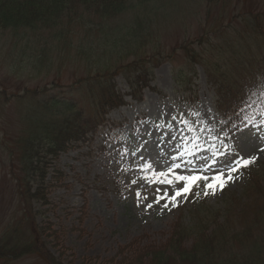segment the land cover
<instances>
[{
  "label": "rangeland",
  "instance_id": "1",
  "mask_svg": "<svg viewBox=\"0 0 264 264\" xmlns=\"http://www.w3.org/2000/svg\"><path fill=\"white\" fill-rule=\"evenodd\" d=\"M134 2L135 8L122 14L123 24L118 18L111 22V27L131 30L126 36L127 43L102 52L106 57L98 58L97 64L92 61V67L71 53L62 55L60 46L13 44L17 36L31 39V32L20 31L17 36L12 32L0 33V236L11 223L15 225L21 221L12 168L21 154L23 142L29 141L26 137L33 136L38 120L49 119L42 114L49 100L65 95L82 100L90 87L85 90L84 83H77L91 77L95 78L89 80L94 89H99L100 84L106 87L114 84L115 93L126 103L107 113L105 124L112 125L113 129L104 127L97 132L89 156L62 155L55 162L56 169L67 174V185H58V176L52 179V186L47 190L48 203L38 206L41 213L33 224L38 230L41 228L47 252L62 264H111L119 260L129 264L139 255L145 260L150 255L133 252L129 249L131 243L138 242L144 250H164L179 228L187 236L185 244L188 246L197 232L226 224L232 232L230 236L241 239L243 246L248 247L250 237L247 238L245 229L249 226L244 224L253 219L250 214H258L254 227L264 223V151H261L264 148V115L252 117V124L247 128L241 123L243 132L218 121L213 91L205 80L203 69L196 62L188 67L185 51L181 48L191 44L201 64L207 60L209 69L215 71L217 53L225 54L227 59L233 56L234 50L231 54L227 46H232L239 38L248 46L246 51L251 55L264 57L263 45L246 31L250 29L244 23L248 13L264 14V0H227L226 4L217 1V6L206 0ZM107 26L110 25H102L103 28ZM91 37L99 42L103 39V35ZM127 46L129 54L124 53ZM44 53L47 63L38 64V56ZM140 59L145 63L154 60V65L145 64L150 82L148 88L141 91V102H135L128 95L146 71L142 68L134 73L129 67L138 68L136 64ZM156 59H160V64ZM236 67L234 63L227 65V68ZM91 68L97 73L92 74ZM114 68L133 73V86L121 76L111 79L110 75L104 82L108 79L104 70L111 69L109 74H112L117 72ZM176 71L184 79L182 88L186 89L177 86V78L173 76ZM255 71L253 66L246 75ZM243 78L240 73L235 80ZM138 87L139 84L135 86L137 95ZM37 91L40 92L38 102L32 94ZM124 94L126 96L122 97ZM190 101L196 102L192 105ZM144 114L146 116L141 119ZM102 142L104 150L99 152ZM31 143H26L22 151L27 158L34 151ZM178 151L184 152V161L192 162L176 170L187 175L192 174L189 169L193 164L201 167L205 159L212 165L204 169L207 177H212L236 154L256 159L249 167L242 166L241 170L233 172V180L227 181L222 189L217 187L214 194L209 191L204 195L201 182L189 194L177 198L178 206L169 204L165 208L164 199L159 203L154 201L165 189L171 196L172 189L167 184H149L140 179L150 173L142 172L139 166L148 162L157 172L165 171L174 163L171 157ZM213 160L217 161L214 165ZM175 162L181 163L180 160ZM50 178L51 173H48L47 179ZM133 180L137 182L133 184ZM115 181L120 189L115 188ZM137 192L141 193L139 198ZM149 204L152 207H147ZM22 230V234L27 235L29 230L26 227ZM122 248L119 259L118 250ZM12 264L46 262L40 256L25 255Z\"/></svg>",
  "mask_w": 264,
  "mask_h": 264
},
{
  "label": "trees",
  "instance_id": "2",
  "mask_svg": "<svg viewBox=\"0 0 264 264\" xmlns=\"http://www.w3.org/2000/svg\"><path fill=\"white\" fill-rule=\"evenodd\" d=\"M134 1L0 0V33L12 32L14 36H17L16 34L20 31L31 32V39L25 38L23 35L17 36L13 44L20 45L22 43L21 46L43 44L51 46L53 44L60 46L62 55L71 53L72 56L92 67V61L97 64L99 59L106 57L102 52L105 53L115 49L117 44L122 43L121 46H124L127 43L126 36L131 30L122 27L120 29L111 27V22L114 21V18L121 21L127 11L135 8ZM208 1L213 4L217 1L220 2V0ZM224 1L226 0H221V2ZM123 21H121L122 24ZM104 23L110 26L103 28ZM248 23L253 25L258 35L264 37V29L257 16H250ZM119 34L121 35L119 36ZM90 35L96 37L103 35V39L99 42ZM116 38L120 40H116ZM124 53L129 54L130 52L128 50ZM186 55L191 62L200 59V56L192 50H187ZM46 56L45 53L38 56L37 63L42 64L45 61L46 64L48 60ZM110 71L112 70L106 69L104 74ZM92 72V74L97 73L93 69ZM128 76L129 74H127ZM100 89L101 94L107 93L105 87L102 88L101 84ZM238 89L240 90L236 94H232L225 100L235 104V106L238 105L237 107L243 106L253 98L261 103L264 101V95H261L264 92V75L261 76L259 81L248 84L246 88L240 86ZM242 89L248 91V93H243ZM103 97L104 94L101 95L99 100L97 99L98 109L100 108L99 101ZM103 103L108 104V107H112L114 104L113 101L110 102L109 98L104 99ZM65 111L66 113L72 112L73 107L68 106ZM58 116L60 118L56 121L57 123L42 118L38 120L39 124L36 125L33 136L28 137L29 141L23 142L22 148L19 150L21 154L19 153L17 163L14 162L12 173L16 176L20 187L18 198L21 210L19 220L21 221L15 223V225L11 223L0 236V259L3 262L14 261L29 254H36L42 256L46 264H62L47 252L41 228L38 230L36 225L33 224L34 219L41 213L38 206L41 207L43 204L48 203L47 190L52 186L50 183L52 179L55 180V176H58L59 182L57 184L62 182L63 174L59 169H56L55 162L58 161L60 155L74 149L86 137V131L81 128L82 125L75 122V120L80 119L67 117L60 112ZM71 122H74L75 126ZM30 141H32L31 149L32 151L34 149V151L27 158L22 151L26 143L30 144ZM48 173H51L49 180L47 179ZM257 187L260 188V184H257ZM257 192L262 193V191ZM257 219H249L245 224L243 222L244 225L249 226L245 229L247 238L250 237V246L248 247L243 246L241 239L235 236L231 237L228 235L229 233H224L230 231L226 224L216 227L211 225L214 230L209 233L207 227L197 232L193 235L195 237H192V241L188 246L185 244L187 236L182 233L183 229L179 228L174 231L173 239L164 250L157 248L150 251L144 250V247H139L138 242L131 243L129 249L133 252L148 253L150 255L145 260L142 259V255H139L131 262L134 261L133 264H264V223L254 227L253 225H256ZM25 227L26 230H29L26 232L27 235L22 234V229ZM221 232L223 233L221 234ZM123 249L118 250L119 259L122 258ZM121 262L119 260L111 264H122Z\"/></svg>",
  "mask_w": 264,
  "mask_h": 264
},
{
  "label": "snow or ice",
  "instance_id": "3",
  "mask_svg": "<svg viewBox=\"0 0 264 264\" xmlns=\"http://www.w3.org/2000/svg\"><path fill=\"white\" fill-rule=\"evenodd\" d=\"M261 95H264V92L261 93ZM245 108L251 107V104L245 103ZM241 113L243 114V109H241ZM182 123H187L185 121H181ZM244 128H247L250 124H252L251 117H244V120L241 121ZM159 127V126H158ZM253 127H256V125L253 124ZM192 129H189L191 131ZM238 131L243 132V128H238ZM198 139V137H196ZM179 147V146H178ZM198 147V146H197ZM187 151V148H185V152ZM261 151H264V148L261 149ZM135 153H133L134 155ZM184 152H177L176 155H173L171 159L174 161L165 171L157 172L151 163L145 162L144 164L140 165V170L144 173H150L146 174L140 179H143L146 183H157V184H167L172 189V195H168V190H164V194L161 196H157L155 203H159L161 199H164L166 203L163 205V207L167 208L169 204H171L173 207L178 206L177 198L183 197L189 194L192 190V188L199 183L203 182L204 184V195H207L209 191H212L213 194L215 193V189L217 187L223 188L225 183L227 181L233 180L232 173L239 170L240 166H248L250 163L254 162L256 159L255 157H249L245 159L242 156H239L236 154V157L231 160H226L224 162L223 168L218 169L217 172L212 177H207L204 175V169L210 168L212 165H209L207 163V160L205 159V163L201 167H197L195 164H193V167L189 169L191 171V175L187 174H181L178 173L176 170L182 168L184 165L192 163L191 161H184ZM180 160L181 163H176L175 161ZM213 165L217 163L216 160H213ZM137 181L133 180L132 183L135 184ZM181 184L182 187L177 188L176 185ZM156 191L159 193L160 189L157 188ZM137 198L141 196L140 192L136 193ZM147 207H152L151 204H149Z\"/></svg>",
  "mask_w": 264,
  "mask_h": 264
}]
</instances>
